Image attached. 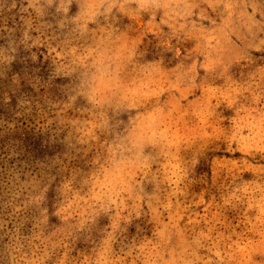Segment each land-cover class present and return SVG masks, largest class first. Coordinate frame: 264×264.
I'll return each mask as SVG.
<instances>
[{
  "label": "rangeland",
  "instance_id": "rangeland-1",
  "mask_svg": "<svg viewBox=\"0 0 264 264\" xmlns=\"http://www.w3.org/2000/svg\"><path fill=\"white\" fill-rule=\"evenodd\" d=\"M90 3L74 0L65 13L61 0H0V264H87L89 258L119 264L134 239L136 252L146 249L136 264H145L159 251L154 245L162 236L177 252L185 246L194 252L178 264L184 259L213 264L211 254L204 256L213 245L219 264H264L259 221L237 227L241 209L221 207L217 188L211 187L223 182L219 191L231 195L247 185L242 193L249 200L246 215L256 219L264 212L259 192L252 190L264 167V121L254 114L240 118L246 129L237 132L239 125H233L235 138L216 140L195 156L194 164L184 162L183 151L171 159L161 151L152 167L159 168L156 179L167 189L163 210L142 200L138 218L117 216L116 205L97 211L101 186L114 183L125 167L117 160L101 176L98 161L118 154L116 142L127 116L110 99L115 83L102 82L86 66L74 38L95 28V18L88 19ZM145 42L154 50L151 36ZM261 64L264 60L255 61L256 67ZM230 71L237 78L249 69L234 65ZM203 135L211 133L204 129ZM159 137H169V129L160 128ZM182 138L187 137L178 128L171 129L169 142ZM135 139H145L141 128ZM229 173L237 174L231 189L223 180ZM132 179L139 182V176ZM152 188L145 189L149 196ZM108 234L115 242L106 254L98 241ZM170 258L175 257L166 250L164 259ZM133 259L128 257L129 264ZM152 259L159 264V257Z\"/></svg>",
  "mask_w": 264,
  "mask_h": 264
},
{
  "label": "clouds",
  "instance_id": "clouds-1",
  "mask_svg": "<svg viewBox=\"0 0 264 264\" xmlns=\"http://www.w3.org/2000/svg\"><path fill=\"white\" fill-rule=\"evenodd\" d=\"M73 2L61 0L65 13ZM259 2L264 6V0ZM92 18L95 28L74 37L77 47L97 78L115 83L110 99L127 116L124 131L116 142L118 154H109L98 161L101 176L117 160L125 167L120 169V178L114 183L101 186L95 198H103L97 211H107L110 205H116L119 209L116 215L123 213V218L129 220L134 214L138 218L142 200L149 207L153 204L161 210L166 207L167 189L161 188L156 179L159 168L152 167L159 162L161 151L166 150L170 159L183 151L184 162L194 164L195 156L216 140L234 139L233 125H239L237 132L246 129V125H240L241 117L254 114L264 121V64L255 66L256 60H264V7L258 8L254 0H91L88 19ZM148 36L155 41L154 50L146 45ZM168 53L171 56H166ZM234 65L249 71L233 78L230 69ZM162 127L169 129V137H159ZM138 128L145 137L142 143L135 139ZM172 128H178L187 138L169 142ZM153 129L155 134L149 135ZM204 129L211 136H204ZM142 151L146 154L142 155ZM259 172V183L253 182L252 190L259 192L260 203L264 205V167ZM132 176H139V182ZM223 180L231 189L237 184V174L229 173ZM150 185L152 196L145 191ZM211 187L217 188L221 207L241 209L237 227L257 226L258 220L264 232V212L256 219L246 215L249 200L242 193L247 185L244 189L237 187L231 195L227 190L219 191L225 188L223 182ZM88 207L93 208L94 202L89 201ZM126 227L127 224L120 231ZM98 242L106 254L111 253L115 235L108 234ZM172 242L162 236L154 245L159 251H153L145 264H156L153 256L160 258L159 264H178L181 257L194 255L189 246L177 252L171 247ZM137 243L134 239L119 264H129L128 257L133 255L135 259L130 264H136L145 255V248L136 252ZM196 247L204 245L197 243ZM214 249L215 245L207 248L204 256L211 254L213 264H219ZM166 250L175 258L164 259ZM87 264L97 261L89 258ZM101 264L117 261L107 259ZM182 264L194 261L184 259ZM203 264H209V260L203 259Z\"/></svg>",
  "mask_w": 264,
  "mask_h": 264
}]
</instances>
